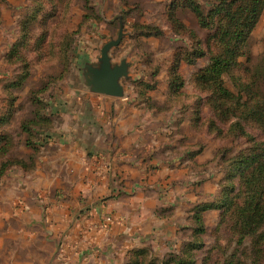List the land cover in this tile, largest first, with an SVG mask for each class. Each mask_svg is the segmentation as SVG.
Listing matches in <instances>:
<instances>
[{
    "label": "rangeland",
    "instance_id": "rangeland-1",
    "mask_svg": "<svg viewBox=\"0 0 264 264\" xmlns=\"http://www.w3.org/2000/svg\"><path fill=\"white\" fill-rule=\"evenodd\" d=\"M195 3L205 12L218 4L217 0H0V229L20 228L31 239L7 241V257L16 250L14 245L26 241L42 258H49L50 249L56 259L63 245L69 253L77 247L76 264H135L136 258L140 264H176L172 257L186 259L189 252L195 264H224L236 250L242 254L241 264H252L244 255L246 246L238 245L235 218L218 205L238 192L239 180L230 179L234 171L228 166L253 142L233 133L218 135L207 127L215 120V127L225 131L229 124L218 122L205 103L209 93L197 85L196 75L208 65V55L188 62L195 58L191 55L195 50L208 52L207 38L216 31V26H200L192 9ZM148 26L161 34L147 36ZM121 32V42L109 56L112 65H128L127 76L120 80L124 97L107 96L115 104L104 107L110 119L100 128L93 103L106 95L91 91L89 67H99L103 47L117 41ZM249 50L251 64L257 63L264 53V11L251 33ZM178 59L182 63L177 68ZM240 63L247 65L248 58L242 57ZM225 77L231 85L230 77ZM71 120L83 126L94 120L91 131L105 130L106 147L111 136L118 142L117 150L122 148L119 153L130 152L131 161L119 159L118 196L59 198L57 192L39 187L43 182L35 183L38 164L48 165L49 151L53 153L49 139L75 132ZM247 132L264 141L258 128L248 126ZM130 140L132 148L125 146ZM137 193L150 202L144 233L115 235L120 217L126 220L134 207L129 198ZM123 195L129 196L124 204L111 206L100 218L111 219L104 227L102 247L72 242L97 206L106 209L109 200ZM60 210L72 218L66 229L49 235L46 219ZM140 251L145 253L137 256ZM258 264H264V252Z\"/></svg>",
    "mask_w": 264,
    "mask_h": 264
},
{
    "label": "trees",
    "instance_id": "trees-1",
    "mask_svg": "<svg viewBox=\"0 0 264 264\" xmlns=\"http://www.w3.org/2000/svg\"><path fill=\"white\" fill-rule=\"evenodd\" d=\"M217 2L209 12H205L199 4H193V13L200 26H216V31L207 38L208 52L195 50L191 54L196 55L195 58H189L188 62L193 63L208 55V65L196 75L197 85L209 93L205 103L218 122L229 124L224 131L216 128V122L212 120L208 129H216L218 135L233 133L236 137L246 136L253 142L246 152L231 159L228 167L234 171V175L230 179L238 178L239 189L235 196H227L218 208H225L223 213L230 212L235 218L234 229L239 237L238 245L246 246L244 255L252 260V264H258L260 254L264 252V141L254 140L247 132V127H256L264 133V53L257 63L251 64L249 50L251 33L264 11V0ZM146 29L147 36L161 34L150 26ZM154 31L157 32L153 33ZM65 46H69V41ZM242 57L248 58L247 65L240 63ZM181 63L182 59H178L176 67H180ZM236 68L239 70L238 75L233 74ZM225 76L230 77L231 85L227 83ZM197 221L202 222L200 214ZM144 253L140 251L137 256ZM241 255L236 250L224 264H241ZM174 257L170 261L176 264H195L190 252L186 259ZM140 263L136 258L135 264Z\"/></svg>",
    "mask_w": 264,
    "mask_h": 264
},
{
    "label": "crops",
    "instance_id": "crops-1",
    "mask_svg": "<svg viewBox=\"0 0 264 264\" xmlns=\"http://www.w3.org/2000/svg\"><path fill=\"white\" fill-rule=\"evenodd\" d=\"M94 101L93 107L94 109H98L96 112L99 113L97 124L101 128L102 125L105 123L107 124L108 119H110L109 110L105 111L104 107L111 108V106L115 104V100L107 96H102L100 98L96 97ZM93 123H95L94 120H89L88 123L83 126L79 123V120L77 123L71 120L70 124L75 125V132L61 133L49 139V149L52 148L53 153L49 151L48 165L42 167L39 161L40 163L37 166L35 175L37 178L35 183L43 182V184H39V187L49 189V192H57L60 196L59 198L71 194L74 195V198L83 195L84 198L88 199H90V197L97 198L103 196L116 197L122 193L119 187L120 181L122 180L116 176V172L119 170V159H123V163L131 161L130 152L123 149L125 151L119 153L122 148L117 150L118 142H113L114 138L111 136L110 146L106 147L104 142L108 136L105 137V132L103 133L105 130L94 128V130L91 131V124ZM133 144V140H130L125 146L132 148ZM44 157L40 160H43ZM40 173H43V176H41ZM69 186H74L76 191L68 190ZM127 192L129 193L128 190ZM125 197L129 198V196L123 195L118 200H109L107 202L108 208L106 209H104V206H97L98 209L95 211L93 210L89 214L91 215L90 219L83 225L81 224V227H78L75 233L76 237L72 239V242L77 244V242L80 241H84V243L88 241L96 246L102 247L104 245V235H106L103 231H105L104 227L108 222L100 218L103 214L109 213L111 206L120 207L121 204H124ZM148 199V196L139 193L129 198L134 207L128 215H124L126 220L122 218L123 216L120 217V219H122L119 223L121 227L119 230L116 229L115 235H117L118 231L121 235L125 233L126 236L144 233L145 227L142 226V223L146 215L151 213ZM151 217H153L152 214ZM71 218L72 217H70L65 210L49 213V217L46 219V221L49 222V235L54 231L57 232L58 229L62 231L66 229L67 222ZM0 231H2L0 232V264L78 263L75 262L77 259L76 257H78L77 247L73 249V253H69L70 250L63 245L56 259H53V250L50 249L49 258H42L39 257L38 250L35 248L32 251V245L26 244V241L14 245L17 247L16 250H11L7 257V249L5 246L7 241L12 239H26L29 241L31 239H27L26 234L20 228H11L7 232H3L4 229H0ZM65 241H68V238ZM81 245L82 243L80 246ZM84 264H88V262H84Z\"/></svg>",
    "mask_w": 264,
    "mask_h": 264
},
{
    "label": "water",
    "instance_id": "water-1",
    "mask_svg": "<svg viewBox=\"0 0 264 264\" xmlns=\"http://www.w3.org/2000/svg\"><path fill=\"white\" fill-rule=\"evenodd\" d=\"M123 33L117 41L106 44L101 51L99 67H89L91 79L88 81L91 91L111 97H124V88L120 80L127 76L128 65L122 62L121 66L112 65L109 52L111 48L118 46Z\"/></svg>",
    "mask_w": 264,
    "mask_h": 264
},
{
    "label": "built area",
    "instance_id": "built-area-1",
    "mask_svg": "<svg viewBox=\"0 0 264 264\" xmlns=\"http://www.w3.org/2000/svg\"><path fill=\"white\" fill-rule=\"evenodd\" d=\"M110 220H111L110 218L107 219V221H110Z\"/></svg>",
    "mask_w": 264,
    "mask_h": 264
}]
</instances>
